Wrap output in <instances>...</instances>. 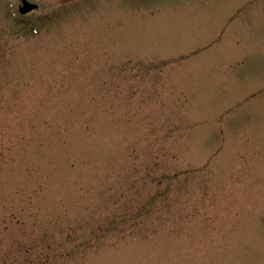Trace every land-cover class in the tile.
Listing matches in <instances>:
<instances>
[{"label":"rangeland","instance_id":"obj_1","mask_svg":"<svg viewBox=\"0 0 264 264\" xmlns=\"http://www.w3.org/2000/svg\"><path fill=\"white\" fill-rule=\"evenodd\" d=\"M103 4L0 0V264H264V0Z\"/></svg>","mask_w":264,"mask_h":264},{"label":"flooded vegetation","instance_id":"obj_2","mask_svg":"<svg viewBox=\"0 0 264 264\" xmlns=\"http://www.w3.org/2000/svg\"><path fill=\"white\" fill-rule=\"evenodd\" d=\"M42 1L43 0H37V2L34 3L36 5V8L24 15H27L32 12H40V21H45L46 15H49L51 17V20L54 21L55 16L57 17L62 14L67 15L70 13H75L78 12V10H81L82 8L87 9L85 5H92L90 9L96 12H99V9H101V7L104 5V0H50V4L43 3ZM108 4L112 6L114 2L110 1ZM20 6L21 0L18 10L20 9Z\"/></svg>","mask_w":264,"mask_h":264},{"label":"water","instance_id":"obj_3","mask_svg":"<svg viewBox=\"0 0 264 264\" xmlns=\"http://www.w3.org/2000/svg\"><path fill=\"white\" fill-rule=\"evenodd\" d=\"M22 1V5L20 7V13L22 14H26L29 11H32L36 8V5L29 2L28 0H21Z\"/></svg>","mask_w":264,"mask_h":264}]
</instances>
